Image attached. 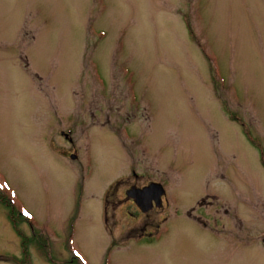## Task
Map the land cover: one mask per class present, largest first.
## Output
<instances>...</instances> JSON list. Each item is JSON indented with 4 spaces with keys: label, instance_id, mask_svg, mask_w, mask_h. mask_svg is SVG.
<instances>
[{
    "label": "rangeland",
    "instance_id": "obj_1",
    "mask_svg": "<svg viewBox=\"0 0 264 264\" xmlns=\"http://www.w3.org/2000/svg\"><path fill=\"white\" fill-rule=\"evenodd\" d=\"M0 185V264H264V0H0Z\"/></svg>",
    "mask_w": 264,
    "mask_h": 264
},
{
    "label": "flooded vegetation",
    "instance_id": "obj_2",
    "mask_svg": "<svg viewBox=\"0 0 264 264\" xmlns=\"http://www.w3.org/2000/svg\"><path fill=\"white\" fill-rule=\"evenodd\" d=\"M71 133V131H69V134ZM65 137L69 140V142H72V138L68 135V134H65ZM133 174L134 175H136V173L135 172H133ZM149 183H151V182H149ZM149 183L147 184V185H149ZM159 183V182H158ZM147 185H144V186H142V187H138V186H136V185H134V184H132V185H130L129 187H127V188H124V190H123V193L125 194V198H124V200H126V201H129V203H131V202H133L135 205H136V207L138 208V210L142 213V214H146V213H148L149 211H151L154 207H156V209H159V208H162L163 207V204H165L166 202H167V197H166V192H165V190H164V188H163V193H162V195H161V197H160V203H159V205H157L156 204V202H152V207L150 208V209H148L147 211H142V209H141V207H139L138 205H137V203L134 201V199L132 198V197H130V196H128V194H127V192L129 191V190H133V189H141V188H144V187H146ZM163 187V186H162ZM109 193H111V194H115L116 192H114V193H112V192H110L109 191ZM106 195V193L104 194V196H103V215H104V223L107 221V211H108V204L110 203V198H108L107 196H105ZM210 197H212V198H216V196H217V194H215V193H213V191H212V193H210V195H209ZM115 197V196H114ZM114 197H112V198H114ZM2 203V202H1ZM121 203V199H119V201H118V205ZM3 204V203H2ZM4 206H6L7 208H8V213H9V215H10V218L12 219V218H17L19 221H20V223L23 221V222H25L26 221V219H29L28 217H29V215L28 214H26L21 208H18L17 206H15V204H11V202L9 201H7L6 202V204H3ZM157 207H159V208H157ZM227 210V209H226ZM31 219H29L28 221H30ZM106 224V223H105ZM141 226L140 227H138V229H140V234L139 235H137L136 237H135V239L136 240H139V241H141L143 238H148V239H150V238H155L156 237V235L158 234L157 232L159 231V224H156V225H154V224H152V223H149V222H146V220H143L141 223ZM147 226H156V228H154V227H152L153 228V230H151V231H146V227ZM31 227L33 228L34 226L31 224ZM135 226H133V227H131L130 229H132V228H134ZM130 229H129V231H130ZM19 231V230H18ZM154 231H155V233H154ZM33 232H35L34 230H33ZM43 232V231H42ZM47 233V232H46ZM252 233H254V232H252ZM246 235H247V233H246ZM256 236L257 237H259L258 238V240L262 243V245L264 246V233H261V235L260 236H258V234H256ZM22 243V242H21ZM40 243V242H39ZM23 247V246H22ZM68 249H69V251L71 252V254H72V256H73V258L75 257V258H77L80 262H81V264H88L87 262H86V260L82 257V256H80L79 254H78V252H77V250L75 249V247H73L72 246V244H68ZM23 253H24V251H23ZM107 260H108V257L106 256L105 257V262H107ZM23 263V261L21 262H19V264H22Z\"/></svg>",
    "mask_w": 264,
    "mask_h": 264
},
{
    "label": "water",
    "instance_id": "obj_3",
    "mask_svg": "<svg viewBox=\"0 0 264 264\" xmlns=\"http://www.w3.org/2000/svg\"><path fill=\"white\" fill-rule=\"evenodd\" d=\"M163 193L161 184L151 182L144 188L133 189L127 192L128 196L132 197L142 211H147L152 207V202L160 203V197Z\"/></svg>",
    "mask_w": 264,
    "mask_h": 264
},
{
    "label": "trees",
    "instance_id": "obj_4",
    "mask_svg": "<svg viewBox=\"0 0 264 264\" xmlns=\"http://www.w3.org/2000/svg\"><path fill=\"white\" fill-rule=\"evenodd\" d=\"M27 237L25 238L24 242L22 241V246L25 247L27 245ZM27 252V251H26ZM25 252V253H26ZM27 257V255H25V258Z\"/></svg>",
    "mask_w": 264,
    "mask_h": 264
}]
</instances>
